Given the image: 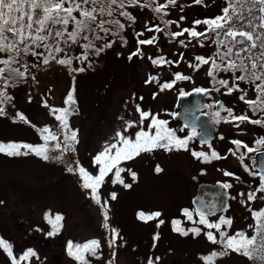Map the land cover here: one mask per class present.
<instances>
[{"label": "rangeland", "instance_id": "rangeland-1", "mask_svg": "<svg viewBox=\"0 0 264 264\" xmlns=\"http://www.w3.org/2000/svg\"><path fill=\"white\" fill-rule=\"evenodd\" d=\"M178 2L181 3L180 0ZM128 8L130 6L125 8V11ZM183 8H187V6ZM132 11L136 17V28L127 26L130 20L123 16L125 27L119 34H115L117 29L112 25V27H106L111 29L107 35L96 28V35L100 36L99 32H102L101 39L103 40L110 36L117 39L118 35L122 36V32L130 30V34L138 35L146 30L151 23L137 24V21L146 15L151 21L148 9L134 6ZM193 15L194 13L190 11L184 16L186 19L180 20L181 9L174 7L172 16L170 18L163 16V18L178 21L179 27L176 24H172L168 28L164 27L163 32H158L159 37L155 43L142 47L138 57L134 56L136 58L130 61V63L134 61L132 66L125 64L127 60L116 62V75L111 70L110 60L103 62L104 48L108 47H103L104 50L99 55L95 51V48H101V46L98 47L100 38L96 39L95 43L92 42L94 47L88 50H84L82 47L83 44L87 43L85 40H81L82 45L65 46V50H77L71 66L59 64L58 60L61 57L55 52L52 54L56 59H50L48 64L42 63L43 57H37L36 61L29 59L28 56L31 54L26 53L22 59L24 55L20 53L18 68L27 64L29 75L27 79L7 89V94L12 99L5 103L12 105L13 110L17 113L22 108L24 110L22 114L26 113L28 122L19 123L17 118L8 120L10 113L5 111L6 115L0 116V142L40 145L38 143L39 136L42 137L43 135L37 132L34 134L31 126L39 124L38 131H41L48 121L46 112L49 113L50 120L54 123L53 128L56 134L63 140L62 121H58L49 110L52 106H62L69 87H75V98L80 101V109L73 105L72 109L75 111H72L68 117L70 128L78 129L79 143L75 145V152L52 151L51 156L61 155L62 159L49 161H45L32 153L24 157L21 156L23 158L12 159H8V155L4 153L0 155V238L11 244L12 255L19 261V264H83V261L77 260L75 255L70 254L69 242L83 244L92 239L99 240L101 247L97 251L96 257L91 256L90 253L84 254L89 264H109L110 261L112 264H148L150 260L153 261V264H206L202 258L206 256V253L208 254V251L213 250L210 245L220 249L218 244H212L210 241H208L209 243L204 242L206 237L201 235L195 236L190 232L188 236H184L180 231L174 233L175 228L183 227L182 224L173 225L172 221L175 220L178 213H183V209H187L188 204H190L187 199V195L190 194L188 189L191 190L192 186L189 175L192 172H199L200 165L197 162L193 163V161L186 160L185 167L188 169H185L183 174H178L175 169V159L168 160L166 162L168 169H165L166 172L160 173H156L155 166L151 165L142 169L143 165H147L142 164L139 169L141 174L134 181L131 171H127L134 165L133 159L122 161L119 167L126 169V171L121 173V178L126 183L131 184V188H125L122 184L114 182L116 178L115 169H113L106 175L105 183L99 190L102 203L107 201V228L103 226L104 209L91 198L90 190L82 188V181L78 173L67 171L69 167L75 168V162L79 161L80 165L90 173L98 174L99 165H93V158L102 150L106 142L112 141L116 132L124 131L126 122H131L124 117L132 112L128 106L130 104L128 100L129 90L132 87H141L143 78L158 73L159 77L152 83H156V89L161 94L163 92L161 90L162 85L166 80L171 78L173 80L174 73H183L191 77V80L188 81H177L174 87L206 86L212 88L219 86L214 82L213 77L207 75L208 65H202L199 70H193L189 66L196 63L194 60L196 56H207L200 44L195 39L189 43L190 38L188 34H185L184 37L178 38L188 44L185 47L179 44L177 39L170 36L171 32L182 29L183 25H193V23L186 21L193 20ZM99 20L100 17H98L97 22ZM154 21L162 24L161 19ZM70 27L73 26L70 24ZM139 36L153 37L152 32H145ZM137 47L136 44H133L130 49ZM36 51L44 53V56L48 55L44 49L38 48ZM84 51H87L88 60H78L77 57L81 56ZM213 51L210 53L211 55ZM150 56L152 59L164 57L175 63L163 66L154 65ZM5 57L8 58V56ZM180 57L182 59L178 60ZM89 63L91 64L90 67ZM77 67H85L86 70L82 73L77 72L78 79L76 80L75 72L72 69ZM120 72L124 73L123 79L120 78ZM32 76L35 79H32ZM225 76L227 79H231V75L224 74V72L219 73L216 79H225ZM0 81L2 82L0 87H2L4 81ZM242 88L251 93V87ZM252 91H254L253 87ZM254 94L256 97L255 91ZM229 99L234 100V98ZM160 102L154 93L152 105L159 106ZM0 106L3 107V105ZM233 112L236 115L243 114L242 106L238 109L237 106H234ZM256 117L258 116H254L253 119ZM225 123L229 138L227 146L232 147L231 139L237 138L233 131L239 130L240 126L237 127L236 124L239 123L240 125V122ZM137 129L133 127L125 134L133 135ZM21 139L24 141L17 142ZM54 143L51 142L50 144ZM22 151L28 150L22 149ZM166 154L168 157L174 156V152L166 151ZM143 155L144 153H141L140 157L134 159L142 161ZM229 160L231 169H234L237 166L238 158L231 156ZM202 163L206 164L203 161ZM206 178L217 180L220 178V174L211 169ZM113 192L117 194L115 200H112L110 196ZM261 195L264 194L258 193L254 202H248L247 208L249 205L252 206V209L260 208L264 204V200L260 198ZM141 211L145 214L159 211L162 216L145 222L138 219L137 214ZM231 211L234 212L235 210L232 209ZM49 212L52 214V218L56 214H61L64 217L61 221L62 227L52 235L49 233L53 232V228L46 226L48 225L46 222H49L47 215ZM178 216L179 218L176 220L181 221L182 217ZM159 219L164 220L165 223L157 227ZM253 224L254 220L250 218L244 222V228L234 227L227 229V231L231 235L239 230H244L251 235L252 230L249 225ZM112 229L118 230L119 239L114 242L113 248L110 249L108 242L113 236ZM157 234L159 238L155 239ZM217 237L219 238V235ZM29 249L35 255L26 260H20V257ZM72 251L75 253V249ZM113 252H115V256L112 255ZM227 256L228 259H220L215 264H247L244 261L249 260L235 252H230ZM0 264H13V258L2 247H0Z\"/></svg>", "mask_w": 264, "mask_h": 264}, {"label": "snow or ice", "instance_id": "snow-or-ice-1", "mask_svg": "<svg viewBox=\"0 0 264 264\" xmlns=\"http://www.w3.org/2000/svg\"><path fill=\"white\" fill-rule=\"evenodd\" d=\"M107 2L109 7L105 8L103 5ZM195 4H202L203 0H194ZM118 7L121 11L120 16L127 17L133 23L135 17L131 15L129 11L124 9L129 6H140L143 8H151L156 14L163 13V16L169 15L167 11L170 6H178V0H167V3H158V0H0V53H10L7 59H0V80H3V86L0 87V105H3L6 101H10L12 98L7 94V89L10 86H15L20 81L27 79L28 65L24 64L22 67L25 69L21 71L20 68L13 67L14 64L19 63V55L21 52L31 54L34 57H43L42 63L48 64L51 60H55L56 57L52 54L53 51L56 53L63 52L64 49L57 46L60 42L64 44L76 43L78 38H82L87 43L83 44V49L88 50L94 47L92 40L87 33H96V28H99L105 35H107L111 29L106 28L104 25H114L117 29L115 34H119L125 27L119 19H100L97 22L98 17H102L105 14L108 17L114 16V7ZM254 9L261 15L258 17L257 22L253 24L250 17L254 15ZM181 10H183L181 8ZM39 12V15H37ZM160 17L161 23L165 27H169L172 24H176L179 27L178 21H171ZM186 19L181 16L180 20ZM72 25V30L69 31V25ZM60 27L57 28L56 26ZM93 25H96L93 28ZM193 27H184L179 31L170 33L173 39H177L178 43L187 47L188 44L184 40L178 38L184 37L188 34L189 43L192 39H195L198 43L201 37L208 40H214L217 45V52L212 57L196 56L194 60L196 63L190 64L189 66L193 70H199L202 65H208L209 70L207 75L213 77V80L219 86L227 89L228 94L233 92L243 93L239 96L241 101H244L249 106H252L254 112L264 113V0H227L226 6L222 8V14L214 18L195 20L193 21ZM206 26L204 31H198L196 26ZM147 31L163 32L164 28L160 27L159 24L153 28H147ZM211 33V35H209ZM138 35H143L139 33ZM67 37V39H65ZM100 37L97 35L96 37ZM55 41V44H50L49 41ZM156 40V36L149 39L139 40L138 43L142 45H151ZM23 45V47H21ZM105 47H111V43L105 45ZM44 48L48 52L47 56L44 53L37 52L35 49ZM103 48H95L97 55L102 52ZM259 53V56H257ZM138 53H134L136 55ZM78 60H88L87 51H84L81 56L77 57ZM131 59V57H130ZM150 59H152L150 57ZM182 59V57H181ZM58 63L61 65H72V59H59ZM154 65L163 66L170 62L164 57L158 59H152ZM91 64L89 63V67ZM85 67L73 68V72H84ZM231 73V82L229 79H216V76L221 73ZM239 73V75H237ZM32 79H35L32 76ZM157 80V77L151 76L146 83H152ZM191 77L184 75L183 73H176L172 82H165L162 85L161 90L171 89L174 86L175 81H188ZM240 82L250 83L254 86L257 93L256 99H245L247 91L240 87ZM219 90V89H217ZM196 93H205L209 91L205 88H196ZM181 95H190V93H183ZM141 100L143 97L140 98ZM66 107L59 109H52L53 113H58L56 119L62 121L64 132L62 133L63 140L58 135L52 133L48 128L42 130V138L44 144L33 145L28 143H3L0 142V153H4L10 157L12 156H27L30 153L41 157L45 161L49 160H60L61 155L51 156L52 151H58L65 153L68 151L75 152V145L79 143L78 140V129H71L69 124V115L75 109H72L73 105L77 104L75 98V87H73L64 101ZM219 103V102H218ZM45 106L47 104L45 103ZM221 107L223 105L221 104ZM137 111L140 115L138 122H126L124 131L116 132L112 141L106 142L102 150L93 158V165H99L98 174L93 175L85 167L80 165L79 161L75 162L76 167L67 168L68 172L78 173L81 181L82 188L90 190L91 198L94 199L95 203L101 205L104 218V227L107 228L108 224V210L107 201L102 203V197L100 193L101 186L105 183V177L108 173L115 169V181L122 184L125 188H131V184L125 183L121 178V173L125 172L126 169L119 167L122 161L132 160L141 155V153H151L155 149H164L167 152L172 151H189L188 144L192 139L191 136L181 138L176 134V131L168 127V121L159 119L153 115L150 111L143 110L137 105ZM224 111L227 113L226 116L222 117L224 122H248L254 125H264V119H252L246 114L236 115L231 108H225ZM203 114V113H201ZM6 115L5 108L0 106V116ZM173 115H176L175 113ZM192 123L189 125L186 123L185 128L191 126L193 135H198L196 131V121L200 119V116L195 112L191 113ZM19 120L28 122L27 118L22 114H17ZM217 118H221L220 111L215 113ZM229 117L231 118L229 120ZM148 120L147 127L144 126V121ZM219 122V119L217 120ZM239 127V123L236 124ZM136 127L139 130L134 135H126L125 133ZM154 129V131H153ZM223 138V137H221ZM50 142H55L50 144ZM258 144L264 145V139L256 141ZM233 144L237 146L242 145V141L234 140ZM211 148V145H209ZM247 148L248 152H253L254 149L243 145ZM27 149L28 151H22ZM114 150V151H113ZM235 154V153H233ZM191 155L196 158L203 157V162L209 163L213 159H222L218 152L212 150L210 155L205 152L191 151ZM243 160V156H241ZM131 171V170H127ZM163 169L157 165L155 172L160 173ZM225 176H233L232 172H225ZM132 179L135 181L137 174L131 171ZM239 179V177H236ZM259 186L256 190L245 193H239L240 196L246 195L247 202H254L257 199V195L264 194V173L259 176ZM224 189H230L232 184L223 183L221 185ZM111 199L115 200L117 194L115 192L110 194ZM235 198V197H233ZM260 198L264 200V195ZM246 203V202H245ZM215 207V205H213ZM199 216L198 220H195L193 213L188 209H183V215L187 220L192 221L194 224L205 226L207 231L206 237L212 244H218L220 249L218 251H212L209 255L204 256L202 259L206 264H215V262L235 252L244 256L253 262V264H264V208L259 210L249 209L252 214L254 224L249 225L252 230V234L244 230H239L231 235L227 229H230L233 224L232 218L219 217L218 221L210 222L208 219V213L197 209ZM49 223L52 225V235L60 227H62L61 221L64 217L61 214H56L52 218V214L49 212ZM138 219L145 222L151 219H157L162 216L159 211L145 214L143 211L139 212ZM165 221L159 219L157 227L164 224ZM173 225H180L181 221H172ZM215 229V233L211 231ZM223 229V230H222ZM174 230L180 231L184 236H188L191 232L195 236L201 234L202 229L199 227H192L189 229H181L179 227ZM113 233L112 239L109 240V248H113L114 242L119 239V232L116 229L111 230ZM219 234V238L217 237ZM155 239H158L157 234ZM0 247H2L10 257L13 258V264H19V261L12 255V246L7 241L0 238ZM69 252L75 255L77 260L83 261V264H89L85 259V253H90L91 256L96 257L97 251L100 249L101 244L97 239H92L83 244H73L69 242ZM75 249V253L72 251ZM35 253L29 249L20 260H26L30 256H34ZM115 256V252L112 253ZM109 264H112L110 261ZM148 264H153V261H149Z\"/></svg>", "mask_w": 264, "mask_h": 264}, {"label": "flooded vegetation", "instance_id": "flooded-vegetation-1", "mask_svg": "<svg viewBox=\"0 0 264 264\" xmlns=\"http://www.w3.org/2000/svg\"><path fill=\"white\" fill-rule=\"evenodd\" d=\"M196 88H205L209 90L205 93H202L204 108L203 110H201V113H204L211 120L214 129V137L208 143L200 142L197 136L193 135L192 129L185 128V124L176 119L175 115H173L174 113L176 114L178 112L176 104L177 98L181 94V92L187 93ZM241 94L243 93L233 92L232 94H228L227 89L223 87H172L171 89L163 90L159 106L147 107L146 105L140 103V101L144 102V100H136L137 97L148 95V92L144 89V86L130 88L128 97L133 98L135 96V99L133 100V102L130 101V104L128 106L130 107L129 110L132 112H130L129 115L124 116L125 118L129 119L131 122H138L140 120V115L137 111V105H139L141 109L150 111L159 119L167 120L169 122L168 127L175 130L176 134L181 138L191 136L192 139L188 144L189 151H172L174 152V156L168 157L164 149H155L151 153H144L142 161L133 159L134 165L130 167L129 170L136 172L137 176L139 177V175L141 174L139 170L140 167L142 166V164H147L143 165L142 169H146L150 167V165L155 167L159 165L163 169L162 172H166L165 169H168V164L166 162L168 160L175 159V169L177 170L178 174H183L184 170L188 169V167H185V163L187 162L186 160L193 161V163L197 162L200 165L199 172H192L189 175L192 181V186L191 190L190 188L188 189L190 194L187 195V199L191 202V205L195 200L198 205L205 206L208 214L211 215L208 216L210 222H216L218 221L219 217L223 216L225 218H232L233 224L231 228H244V222L252 218L251 212H247L249 209H252V206L249 205V208H247L248 202L246 201V195L240 196L239 193L247 194L249 192H252L257 189V186L260 183V174L256 169V157L260 154V152L264 151V145L258 144L256 141L264 139V125H254L248 122L240 123L239 130H234L233 133L239 136L240 140L242 141V145L240 146L239 154L237 156L233 154L231 148L227 146V140L229 139L226 130L227 125L222 117L227 115V113L224 111L225 108L233 109L234 106H237V109L242 106L243 114L248 115V104L239 99V96ZM229 98H234V100ZM245 99L247 100L246 97ZM221 104L223 105V107H221ZM216 107L220 108L218 109ZM156 108H159V110H154ZM217 111H220L221 118H217L215 116V113ZM218 119L219 122H217ZM148 123V120L144 121L145 128L147 127ZM138 130L139 129H137V131ZM225 143L226 146L224 147ZM209 145H211V148L209 147ZM243 145H247L248 147L253 148L254 151L248 152L247 148L243 147ZM212 150H215L222 157L226 158L213 159L211 160V162L204 164L202 163L203 157L198 159L191 155V151L205 152L209 153L210 155ZM231 156H235L238 158L237 166L234 169H231L229 160ZM241 156H243V160H241ZM252 166H254V168ZM205 167L207 168L205 169ZM211 169H214L215 173L220 174L219 179L210 180L206 178ZM226 171L232 172L234 173V175L225 176L224 173ZM236 177H239V179H237ZM223 183H230L232 184V187L230 189H224L221 186ZM240 189H242V191H240ZM213 205H215V207H213ZM232 209H234L235 211H231ZM178 215L182 217V228L188 226L187 222L190 221L187 220L183 213H178L176 215V218H179ZM193 217L195 220L199 219L197 213H193ZM192 226L201 228L202 231L200 235L202 237H206L205 233L209 231V229H207L203 225H199L198 223H192ZM211 231L215 233V229H212ZM217 235L219 234L217 233ZM205 240H207V237L205 238ZM210 246H212L213 250L208 251V254H210L212 251L219 250L214 245Z\"/></svg>", "mask_w": 264, "mask_h": 264}, {"label": "trees", "instance_id": "trees-1", "mask_svg": "<svg viewBox=\"0 0 264 264\" xmlns=\"http://www.w3.org/2000/svg\"><path fill=\"white\" fill-rule=\"evenodd\" d=\"M142 2H146V0H142ZM180 2L181 3L178 2V6H175V7L180 8V9L181 8L183 9V10H181V16H183V17L188 12L192 11L194 13L193 20H186V21L193 23V21L194 20H197V19L204 20V19H210V18H214V17H216L218 15H221L222 14V8L224 6H226L227 0H203V3L202 4H195L194 3V0H180ZM158 3H167V0H158ZM103 6L105 8H108L109 7V5H108L107 2H105ZM184 6H187V8H183ZM113 7H114V16L113 17H108L105 14V16L100 17V19L107 20V19H111V18H114L115 17V19H119L121 21V23H123L124 22L123 16H120L119 15V12L121 10L118 7H115V6H113ZM133 8H134V6H130V8L127 9V11H129L132 16H134V12L132 11ZM173 8L174 7L170 6L169 9L167 10L169 12V15H166L168 18H170L172 16V9ZM194 8H196L195 11H194ZM146 9H148V13L150 14L151 21L149 20V17L146 15L143 19L138 20L137 21V24H139V23L150 24L151 23V25H148L147 28H153V27H155V25L158 24L154 20H160V17L163 16V14L162 13L161 14H156V13H154L152 11L151 8H146ZM37 15H39V12H37ZM260 15L261 14L254 9V15L252 17H250V19L252 20L253 24H255L257 22V19H258V17ZM163 19H165V18H163ZM135 21H136V17H135ZM128 22H130V23L127 26H131V28H136L135 22L134 23L132 21H128ZM159 25H160V27H162V26H163V28L165 27L162 24H159ZM104 26L105 27H109V26L112 27V25H109V24H105ZM193 26L194 25H190V26L183 25L182 28H184V27L191 28ZM56 27L59 28L60 26L57 25ZM95 27L96 26L93 25V28H95ZM166 28H168V27H166ZM196 28H197L198 31H204L205 28H206V26H204V25L201 26V27L200 26H196ZM71 30H72V28L69 25V31H71ZM179 30H181V29H179ZM179 30H175V31H179ZM129 31L128 32H122L123 33L122 36H119L118 35L117 39H115L114 37L112 38V36H110L106 40L101 39L103 34H102V32H99L100 33V36H99L100 39H99V46L98 47L101 46V48H103L108 43H111L112 44L111 47L104 48L105 50H104L103 53H104L105 57H104V61L103 62H106V61L110 60V67H111V70L115 72V75H116V71H115V68H116L115 64H116V62H119L121 60H127L125 62V64L127 66H132L133 65V64L130 63V61H128V59L130 57L129 55H130V52H131L129 49L132 47L133 44H136L138 46L136 48V50L138 52L141 50L142 47H145V45H141V44L138 43L139 40H144L145 38L142 37V36H139V35H135V33L130 34ZM145 32H147V30H144L141 33L144 34ZM87 34L89 35V37L92 40V42L95 43L96 42V39H97L96 38L97 37L96 33H87ZM129 34H130V36H128ZM209 35H211V33H209ZM157 38H158V36L156 37V39ZM65 39H67V37H65ZM81 40H84V39L78 38L77 41H76V43H72L70 41L69 44H64L63 42H60L57 46H59V47H61V48L64 49L65 46H67V45H73V46L82 45V41ZM200 41L203 43V46H201V43H199L200 44V47L202 48V50L204 49L206 51V53H207V56H205V57H212V56H214L215 53L217 52V45L215 44L214 40H208V39H205L204 37H201L200 38ZM49 43L50 44H55L56 42L50 40ZM21 47H23V45ZM41 49H44V48H41ZM124 49H125V52H124ZM35 50H37V49H35ZM127 50H129V51L126 53ZM212 50H214V51H213V54L211 55L210 53L212 52ZM76 51L77 50H73V49H68V50H65L64 49V51L61 54L58 53V55H59V57H61V59L71 58L73 60L74 54H75ZM54 52L55 51H53V53ZM9 55H11V54L10 53H0V59L1 58L2 59H7L5 56H9ZM21 55H24V56H22V59H24L25 53L21 52ZM257 56H259V53H257ZM28 57H29V59H32L34 61L37 60V57H34L32 55H30ZM178 60H181V57L178 58ZM18 65H19V63L14 64L13 66L18 68ZM0 67H3V66L0 65ZM19 68H20V66H19ZM20 69H21V71H24L25 70L23 67L20 68ZM97 72H98V69H97ZM123 74H124L123 72H120V78L121 79H123ZM226 74L232 75L231 73H226ZM111 75H113V74H111ZM237 75H239V73H237ZM74 76H75V79L77 80L78 79L77 72H75ZM108 79H109V77H108ZM1 83L2 82L0 81V84ZM240 87H251V93H253L252 87L254 89V86L252 84H250V83L240 82ZM254 91H255V89H254ZM255 93H256V91H255ZM75 97H76V93H75ZM256 98H257V93H256ZM77 101H79L78 98H77ZM145 102H148V99L147 98H146ZM140 103H142V104L145 105V103L143 101H140ZM6 106H8V104L6 105V103H4L3 104V107L6 108ZM253 115L254 116H260V115H264V113L258 112V111L257 112H254L253 111ZM41 133H42V135H47V133H43L42 131H41ZM38 143H40V145L44 144V140H43L42 137H40ZM231 150H232V148H231ZM261 208H264V204L262 205ZM44 222H46V221H44ZM46 223L48 224L46 226H48L49 228H52V226L49 224V222H46ZM190 228H192V226H190ZM174 233H176V230L174 231ZM204 242L209 243L208 242V239L207 240H204ZM206 255H207V253H206ZM220 259L221 260L228 259V256H225V257L220 258ZM220 259H218L216 262H218ZM250 262L253 263L252 261H250ZM106 264H108V263H106Z\"/></svg>", "mask_w": 264, "mask_h": 264}, {"label": "water", "instance_id": "water-1", "mask_svg": "<svg viewBox=\"0 0 264 264\" xmlns=\"http://www.w3.org/2000/svg\"><path fill=\"white\" fill-rule=\"evenodd\" d=\"M177 106L179 109V112L176 115V118L183 121L184 123H188L191 125L192 123V115L191 113L202 110L203 108V102L201 100L200 94L196 93L195 91L190 93V95H181L178 98ZM200 116V119L196 121V128L199 129L198 137L201 141L205 142L210 140L213 137V131L210 121L203 115L198 114ZM191 128V126H189ZM257 169L259 171H264V152L263 154L259 155L257 157ZM194 206L197 209L207 211L205 209V206L198 205L196 201H193ZM208 213V212H207ZM210 216V214L208 215Z\"/></svg>", "mask_w": 264, "mask_h": 264}]
</instances>
